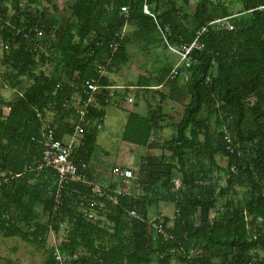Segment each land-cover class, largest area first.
Here are the masks:
<instances>
[{"label":"trees","instance_id":"trees-1","mask_svg":"<svg viewBox=\"0 0 264 264\" xmlns=\"http://www.w3.org/2000/svg\"><path fill=\"white\" fill-rule=\"evenodd\" d=\"M36 2L0 0V61L10 71L11 88L18 90L8 104L0 102L7 110L3 114L0 108V171L10 174L7 182L0 183V234L19 237L42 251L44 246L50 257L43 264H58L52 257L55 250L65 258L64 264H264V0H237L236 12L224 0H72L62 26L43 11L28 12ZM144 6L153 16L143 12ZM9 9L13 13L5 24ZM220 18H229L232 29L207 28L199 38L203 48L192 53L194 62L177 69L174 78L168 79L170 67L161 70L159 84L167 81L169 90L159 93L160 102L181 105L170 138L160 147L151 140L160 130L158 123L171 119L162 113L160 103L145 116L128 114L121 141L159 148L160 155L141 158L134 179H114L101 195L92 193L91 185L68 183L60 190L56 214L55 173L28 171L41 155L37 140L43 123L55 128L57 137L56 117L72 115L75 121L67 123L71 134L76 122L68 105L71 97L86 99L83 80L101 84L88 106V124H81L84 138L73 157L87 165L90 181L88 163L96 150L97 125L105 116L111 86L102 72L111 73L127 63L130 43L144 51L166 49L164 37L173 47L187 46L198 30ZM36 24L44 32L39 39L29 31ZM127 26L133 31L124 33L111 53L115 33ZM40 65H51L50 73L36 75ZM19 78L29 80L28 89L19 87ZM35 112L45 120L36 119ZM47 113L53 114L51 122ZM226 133L232 152L224 142ZM216 157L225 160L224 167L217 165ZM232 166L236 174L230 172ZM212 169L226 178L224 187ZM237 187L248 191L241 200L233 198ZM80 193L88 197L87 205L90 199L98 203L103 221L85 215L88 206L79 205ZM218 200H222L219 206ZM159 203H171L175 209L172 218L154 216L162 218L168 238L148 222L129 216L134 210L149 220L148 212ZM43 215L46 223H41ZM61 224L67 225L66 240L60 249H47L46 236L57 234ZM191 249L202 254L189 257Z\"/></svg>","mask_w":264,"mask_h":264},{"label":"rangeland","instance_id":"rangeland-1","mask_svg":"<svg viewBox=\"0 0 264 264\" xmlns=\"http://www.w3.org/2000/svg\"><path fill=\"white\" fill-rule=\"evenodd\" d=\"M224 1L228 3L229 6L231 5L230 9L232 10V12H236L238 11V9H240V5L238 4L237 0H224ZM71 3L72 0H52V1L38 0V2L30 6L28 9H37L38 11H43L44 14L47 15L48 17H52L56 19L57 26L59 25L62 26L65 20L67 19L69 13V7ZM12 13H13L12 10L9 9L5 17H3V19L5 20L3 22L5 24L9 23V17L12 15ZM124 30H125V34H127L133 31V27L127 26L126 29ZM2 50H3V45H2V40L0 38V55H1L0 59L2 58ZM127 55H128V61L126 64L122 65L118 69H112L111 73L103 72V74H105L106 76L111 77V81H112L111 85L115 87H120V89H114V93L116 95H119L120 99L123 102H125V98H130L133 100L134 90L133 91L130 90L129 88H127V86H129V84L136 83L137 73H142L145 76H147L148 77L147 79L149 80L150 84L153 86L159 82V78L161 76V70L164 67H170V71H169L170 73L172 69L178 65V59H179L175 54L169 52L167 49H164L162 47L144 51L135 43H130L127 46ZM179 68L180 65L177 66V69ZM39 70L44 72L45 74H49L51 70V65L41 66L37 71H35V73L38 72ZM169 73L167 74L168 79H170ZM8 74H10V71L5 69L1 65V61H0V86L2 87V88L0 87V102L2 101V103L10 101L17 94L16 93L17 90L12 89L10 87V84L8 83L10 81L9 79H7ZM3 78L5 80H3ZM20 80H21L20 82L21 85L23 83L24 86L29 84L28 83L29 80H26V78H22V79L19 78V81ZM2 82L5 84H3ZM21 85L20 88H23L24 86L22 85L21 87ZM156 89L157 90L152 91V98L150 99L153 103V107L159 105L158 103L160 104L164 103L165 113L168 112L167 115L171 117L170 120L166 119V122L170 121L169 127H167L159 135H157L156 141L153 140L154 143H156L157 147L158 146L160 147V145L165 143L174 132L173 123L177 122L180 117L181 105L179 103H175V102L173 103L169 100H166L163 103L160 102L161 99L159 97V93L163 95H166L168 93L169 87L167 85V81L163 82L162 86ZM77 101L78 100H76L75 102L76 105H77ZM133 101L131 105H133ZM128 106L129 105L123 104L121 103L120 100H116L115 98L109 100L108 105L104 107L105 116L100 125L101 127L97 129L96 151L94 152L95 155L93 156V160L91 163L92 168L90 166L91 168L90 181L94 184L95 187H99V188L101 187L100 189L102 192L106 191L104 189H106V187L108 186V182L110 180H114L112 175L113 168L115 167L125 168V169H130L133 172H135L138 168V164L141 157H139V153L136 152V150L139 149L134 148L133 145L123 143L121 139L118 137L121 130L119 129V126L118 127L113 126L114 128L111 126L112 120H116V122L120 124L126 122L127 120L126 110ZM0 108H2V113L5 114L7 111L6 108L2 106ZM50 118H52L51 113H47L46 119L50 120ZM213 126L214 125H212V127ZM141 153L142 156H145L150 152L146 153V151H143ZM160 153L161 150L159 148L151 151V154H154L156 156H159ZM216 163L219 167H224L225 160L221 157H216ZM212 173L213 176L219 175L221 177L218 180L219 186L224 187L226 178L222 174L218 173L216 169H212ZM100 182L104 184L102 185V183ZM234 192H235V196L233 197L234 200H241L242 197L244 196V193H247L248 191H246L245 188L237 187L234 189ZM221 203L222 200H218L217 206H219ZM37 211L39 212L40 210L37 209ZM174 212L175 209L173 204L159 203L156 208L154 207L148 212V218L151 219L154 216H157L156 214L172 218L174 216ZM46 221H47V216L43 215L41 218V223H46ZM101 221H103V219H101ZM61 225L59 226L57 234L50 232L46 236V244H47L46 248L56 249L57 247L60 246L59 243L61 244L64 241L66 237L65 231L67 229V225L66 224H61ZM1 236L3 235L0 234V256H1L0 264H36V263L43 264L44 263L43 260H45L46 257L44 251L40 250L39 248H36L33 245L30 246L28 243L24 242L18 237L3 236L2 238ZM6 239H10V240H6ZM171 264H177V262L172 261Z\"/></svg>","mask_w":264,"mask_h":264},{"label":"built area","instance_id":"built-area-1","mask_svg":"<svg viewBox=\"0 0 264 264\" xmlns=\"http://www.w3.org/2000/svg\"><path fill=\"white\" fill-rule=\"evenodd\" d=\"M146 8V6L143 7V12L147 15L153 16ZM27 11L30 12L32 11V9H28ZM120 11L125 12V8H120ZM228 20L229 18H220L208 22L205 27H202L195 33L193 41L187 46L173 47L167 43L164 37H162L165 47L169 52L175 54L179 58L178 65H180V67L187 68L194 62V59L192 58V53L195 50H201L203 48V45L199 42L200 36L205 33L207 28L209 27H213L215 29L228 28L229 30H231L232 26L229 24ZM0 21H2L1 17ZM29 31L32 32L38 39L44 36L42 27L38 24L33 25L29 29ZM124 33V29L115 33L114 40L110 44L111 53H114L116 51L117 47L119 46V41L122 40ZM177 66L172 69L169 78L172 79L177 75ZM81 89L86 99L80 101L81 99L80 97H78L77 107L75 109L76 122L73 126L72 134L69 136L68 140L63 142L58 139L55 135L54 130L48 125V123H43L39 130V139L37 140L41 146L40 158L34 166L28 167V171L40 172L44 169H49L55 173L57 181L54 195V210H57L60 204V190H62V188L68 183L79 182L88 186L91 185L92 192L94 194H102L101 189L99 187H95L94 184H92L88 180L86 174L87 165L81 161L76 162L73 158L75 149L79 147L82 143L83 137L81 124L86 122L85 117L87 115L88 106L92 102L94 95L98 93L100 86L98 85L96 80L90 79L82 82ZM36 118L41 121V114L37 112ZM98 128L99 126L97 125V129ZM230 139V135L226 133L224 142L227 144V149L232 152L233 149L230 145ZM239 154L240 152L238 151L237 155L239 156ZM230 172L236 174V168L232 166L230 168ZM9 175L10 174H6L5 172L0 171V183L6 181L7 176ZM112 175L113 179H122L125 182H127L129 179H134L136 177L135 173L132 170L118 167L112 169ZM85 201L86 197L81 195L79 197V205L81 207H84V205H86ZM89 203L90 204L87 205L88 208L84 209L85 215L89 219H101L100 210L99 208H96L98 205L97 202L91 200ZM129 216L140 222H148L159 233H161L164 238L169 237L168 234L162 229L161 217H153L149 220H146L143 215L137 213L134 210L129 212ZM201 254L202 251L200 249H191L189 251L188 256L198 257ZM54 258L58 264H64L65 258L61 256L57 250H55L54 252Z\"/></svg>","mask_w":264,"mask_h":264},{"label":"crops","instance_id":"crops-1","mask_svg":"<svg viewBox=\"0 0 264 264\" xmlns=\"http://www.w3.org/2000/svg\"><path fill=\"white\" fill-rule=\"evenodd\" d=\"M192 1H194V0H192ZM124 29H126V27L124 28ZM124 32H125V30H124ZM160 48V47H159ZM152 49H156V48H152ZM108 77V76H107ZM148 77L147 76H145L144 74H142V73H137V76H136V79H137V81H136V83H134V84H129V86H127V88H129L130 90H134V94H133V100L132 99H130V98H125V102H123L121 99H120V97H119V95H116L115 93H114V89H120V87H115V86H113V85H111L108 89H109V94H108V98H109V100H111V99H113V98H115L116 100H120L121 101V103H123V104H127V105H129L128 106V108H127V116L126 117H128V114L129 113H134V114H137V115H139V116H145L152 108H154L153 107V103H152V101L150 100L151 98H152V91L153 90H157L156 88H159L160 86H162V84H163V82H161V84H159V82L157 83V84H155V85H151L150 84V82H149V80L147 79ZM108 79L110 80V83L112 82L111 81V77H108ZM160 79V78H159ZM141 80H143V81H141ZM159 84V85H158ZM129 92V91H128ZM72 100V102H70ZM71 100L69 101V105L70 106H72V107H70L69 106V108H72L74 111H75V109H76V107H77V105L75 104V102H76V100H78V96L77 95H73V97H71ZM75 100V101H74ZM132 101H133V105H131L132 104ZM78 102V101H77ZM72 104V105H71ZM160 106H161V108H162V113H164V114H168V112L167 113H165V106H164V103L163 104H160ZM121 107H122V105H121ZM51 116H53V114L51 113ZM169 116V115H168ZM65 117V116H64ZM64 117H61V116H57L56 118H58V119H60V127L58 128V130H57V132H56V134H57V137H59L58 139H60L61 141H63V142H65V141H67L68 140V138H69V136H70V134L67 132V123H70V122H72L73 120V116L72 115H70V116H66L65 118ZM50 120H52V118L50 119ZM170 122V121H169ZM169 122H166V120H164V121H160L159 123H158V125H159V128H160V130L158 131V133H157V135H159L162 131H164L167 127H169ZM102 123V122H101ZM101 123H100V125H101ZM125 123L126 122H124L123 124H120V123H118V122H116V120H112V122H111V126L113 127H118L119 126V129H121L120 130V134H119V138L121 139V135H122V132H123V128H124V125H125ZM175 123V122H174ZM98 126H99V124H98ZM101 126H99V128H100ZM113 127V128H114ZM98 128V129H99ZM66 129V130H65ZM157 135H152L151 136V140H155L156 141V139H157ZM158 142V141H157ZM125 144H127V143H125ZM134 148H136V149H139V150H136V152H138L139 153V157H141V158H143V157H145V156H156V155H154V154H151V151L152 150H155V149H157V148H153V149H148V148H145V147H140V146H133ZM96 151V150H95ZM143 151H146V153H149V154H147V155H145V156H142V153L141 152H143ZM135 152V153H136ZM95 154L93 153L92 154V156H91V159H90V161H89V163H88V167H89V172L91 173V171H90V166H91V168H92V160H93V156H94ZM140 158V159H141ZM112 180H110L109 182H108V185L110 184V182H111ZM108 187V186H107ZM106 187V188H107ZM161 216V215H160Z\"/></svg>","mask_w":264,"mask_h":264},{"label":"bare ground","instance_id":"bare-ground-1","mask_svg":"<svg viewBox=\"0 0 264 264\" xmlns=\"http://www.w3.org/2000/svg\"><path fill=\"white\" fill-rule=\"evenodd\" d=\"M147 10H148V9H147ZM0 56H1V55H0ZM0 60H1V59H0ZM2 63H3V62H2ZM2 65H4V63H3ZM40 66H41V65H40ZM4 67H5V66H4ZM42 69H43V68H42ZM45 70H46V69H45ZM39 71H40V70H39ZM39 71H38V72H39ZM46 71H47V70H46ZM50 71H51V70H50ZM36 73H37V72H36ZM39 73H40V72H39ZM47 73H48V72H47ZM1 74H2V73H1ZM44 74H45V73H44ZM102 74H103V72H102ZM3 75H4V74H3ZM5 75H6V74H5ZM33 75H34V73H33ZM36 75H37V74H36ZM36 75H34V76H36ZM50 75H51V74H50ZM100 75H101V74H100ZM44 76H45V75H44ZM101 76H102V75H101ZM104 76H105V75H104ZM49 78H50V77H49ZM21 79H22V78H21ZM3 80H5V79H3ZM26 80H27V79H26ZM31 80H33V79L31 78ZM93 80H95V79H93ZM18 81H19V79H18ZM83 81H84V80H83ZM20 82H21V80H20ZM20 82H19V83H20ZM98 82H99V81H98ZM2 83H3V82H2ZM15 83H16V82H15ZM28 83H29V82H28ZM3 84H5V83H3ZM10 84H11V82H10ZM23 84H24V83H23ZM23 84H22V85H23ZM31 84H32V82H31ZM59 84H60V83H59ZM1 85H2V84H1ZM20 85H21V84H20ZM22 85H21V87H22ZM57 85H58V84H57ZM80 85H81V84H80ZM98 85H99V84H98ZM100 85H101V84H100ZM100 85H99V86H100ZM14 86H15V85H14ZM18 86H19V85H18ZM23 86H24V85H23ZM0 87H1V86H0ZM10 87H11V86H10ZM10 87H9V88H10ZM19 87H20V86H19ZM19 87H18V89H19ZM29 87H30V86H29ZM1 88H2V87H1ZM5 88H6V87H5ZM56 88H57V87H56ZM23 89H25V86H24ZM26 89H28V88H26ZM26 89H25V90H26ZM14 90H15V89H14ZM16 90H17V89H16ZM19 90H20V89H19ZM25 90H23V91H25ZM99 90H100V89H99ZM102 90H103V89H101V91H102ZM17 91H18V90H17ZM81 91H82V90H81ZM81 91H80V92H81ZM19 92H20V91H19ZM25 92H26V91H25ZM14 93H15V92H14ZM16 93H17V92H16ZM22 93H23V92H22ZM77 93H78V92H77ZM100 93H102V92H100ZM23 94H24V93H23ZM78 94H79V93H78ZM81 94H82V93H81ZM81 94H80V95H81ZM21 95H22V94H21ZM99 95H100V94H99ZM81 96H83V95H81ZM96 96H97V95H95L94 97H96ZM18 97H19V96H18ZM72 97H73V96H72ZM84 97H85V96H84ZM104 97H105V95H104ZM15 98H17V97H15ZM19 98H20V97H19ZM80 99H82V98H80ZM1 100H2V99H1ZM18 100H19V99H18ZM68 100H69V99H68ZM68 100H67V101H68ZM74 101H75V100H74ZM96 101H97V100H96ZM65 102H66V101H65ZM70 102H72V100H71ZM1 103H2V102H1ZM6 103L8 104V102H6ZM9 103H10V102H9ZM104 103H105V102H104ZM64 104H66V103H64ZM68 105H69V103H68ZM71 105H72V104H71ZM69 106H70V105H69ZM72 106H73V105H72ZM72 106H70V107H72ZM90 107H91V106H90ZM72 108H73V107H72ZM73 109H74V108H73ZM34 110H35V109H34ZM66 110H67V109H66ZM35 113H36V112H35ZM35 113H34V114H35ZM87 113H89V112H87ZM7 114H8V112H7ZM1 115H2V114H1ZM67 115H68V114H67ZM41 116H42V115H41ZM5 117H6V116H5ZM48 117H49V116H48ZM63 117H64V115H63ZM65 117H66V116H65ZM65 117H64V118H65ZM86 118H87V116H86ZM36 119H37V118H36ZM41 119H42V118H41ZM50 119H51V118H50ZM42 120H45V119H42ZM72 120H74V119H72ZM74 121H75V120H74ZM90 121H91V120H90ZM50 122H51V120H50ZM39 123H40V122H39ZM45 123H46V121H45ZM72 123H73V122H72ZM86 123H87V122H86ZM90 123H91V122H90ZM90 123H89V124H90ZM48 124H49V123H48ZM55 124H56V123H55ZM69 124H70V123H69ZM87 124H88V123H87ZM97 124H98V123H97ZM56 125H57V124H56ZM56 125H55V126H56ZM82 125H83V123H82ZM57 126H58V125H57ZM95 126H96V125H95ZM99 126H100V124H99ZM71 127H72V126H71ZM82 127H83V126H82ZM82 127H81V129H82ZM83 128H84V127H83ZM54 130H55V128H54ZM56 132H57V130H56ZM82 132H84V131H82ZM71 134H72V133H71ZM71 134H70V135H71ZM82 134H83V136H84V133H82ZM37 137H38V136H37ZM37 137H36V138H37ZM58 138H59V137H58ZM83 138H84V137H83ZM32 140H34V139L32 138ZM35 140H36V139H35ZM80 146H81V145H80ZM80 146H79V147H80ZM77 148H78V147H77ZM77 148H76V149H77ZM30 167H31V166H30ZM90 169H91V168H90ZM44 170H45V169H44ZM32 172H33V171H32ZM89 174H90V173H89ZM87 176H88V175H87ZM96 176H97V175H96ZM88 177H89V176H88ZM88 177H87V178H88ZM88 179H89V178H88ZM7 181H8V180H7ZM7 181H6V182H7ZM90 182H91V181H90ZM100 183H102V182H100ZM4 184H5V183H4ZM75 184H76V182H75ZM78 184H79V183H78ZM78 184H77V185H78ZM103 184H104V183H102V185H103ZM1 185H2V184H1ZM55 185H56V184H55ZM79 185H80V184H79ZM72 186H73V184H72ZM74 186H76V185H74ZM81 187H82V186H81ZM75 188H76V187H75ZM75 188H74V190H75ZM82 188H83V187H82ZM87 188H88V187H87ZM100 188H101V187H100ZM72 189H73V188H72ZM62 190H63V189H62ZM67 190H68V189H67ZM84 190H85V189H84ZM104 190H105V189H104ZM54 191H55V190H54ZM64 191H65V190H64ZM87 191H88V189H87ZM60 192H61V191H60ZM79 192H81V191H79ZM82 192H83V191H82ZM68 193H69V192H68ZM72 193H73V192H72ZM88 193H89V192H88ZM92 193H93V192H92ZM61 194H64V192L61 193ZM70 194H71V192H70ZM78 194H79V193H78ZM72 195H73V194H72ZM80 195H81V193H80ZM82 195H83V194H82ZM90 195H91V194H90ZM75 196H76V195H74V200H75ZM84 196H86V195H84ZM94 196H96V195H94ZM103 196H104V195H103ZM68 197H69V195H68ZM90 197H91V196H90ZM101 197H102V196H101ZM101 197H100V198H101ZM102 198H103V197H102ZM102 198H101V199H102ZM77 199H78V198H77ZM77 199H76V200H77ZM76 200H75V201H76ZM86 200H88V197H87ZM90 200H92V199H90ZM93 200H94V199H93ZM94 201H95V200H94ZM102 201H103V200H102ZM104 201H105V200H104ZM100 202H101V201H100ZM76 204H78V203H76ZM89 204H90V203H89ZM97 204H98V203H97ZM99 204H100V203H99ZM101 204H102V202H101ZM101 204H100V205H101ZM104 204H105V203H104ZM52 205H54V204H52ZM86 206H87V204H86ZM104 206H105V205H104ZM84 207H85V206H84ZM60 208H61V207H60ZM97 208H98V207H97ZM102 209H103V208H102ZM102 209H101V210H102ZM58 210H59V209H58ZM60 210H61V209H60ZM78 210H79V209H78ZM104 210H105V209H104ZM54 211L56 212V210H54ZM78 212H79V211H78ZM56 214H57V212H56ZM102 214H103V213H102ZM82 215H83V214H82ZM44 220H45V219H44ZM98 220H99V219H98ZM100 220H101V219H100ZM100 220H99V221H100ZM88 221H91V220H88ZM92 221H93V220H92ZM92 221H91V222H92ZM93 222H94V221H93ZM94 223H95V222H94ZM104 223H105V221H104ZM26 224H27V223H26ZM23 226H27V225H23ZM53 226H54V225H53ZM61 226H62V225H61ZM28 227H29V226H28ZM28 227H27V228H28ZM70 227H71V226H70ZM33 228H34V227H33ZM50 228H53V227H50ZM50 228H49V229H50ZM20 229H21V228H20ZM26 230H27V229H26ZM53 230H54V228H53ZM53 230H52V231H53ZM23 231H24V230H23ZM30 231H31V230H30ZM46 231H47V230H46ZM63 231H64V230H63ZM66 231H67V230H66ZM66 231H65V232H66ZM28 232H29V230H28ZM27 234H28V233H27ZM54 234H55V233H54ZM63 234H64V233H63ZM13 235H14V234H13ZM13 235H12V236H13ZM16 235H17V234H15V236H16ZM20 235H21V234H20ZM36 235L38 236L37 233H36ZM49 235H50V234H49ZM66 235H68V234H66ZM3 236H4V235H3ZM3 236H1V237L3 238ZM6 236H10V234H9V235L7 234ZM22 236H23V235H22ZM38 237H39V236H38ZM18 238H19V237H18ZM22 238H23V237H22ZM30 238H31V237H30ZM41 238H42V237H41ZM41 238H40V239H41ZM47 238H48V237H47ZM23 239H25V236H24ZM62 239H63V237H62ZM62 239H61V240H62ZM68 239H69V238H68ZM68 239H67V240H68ZM6 240H10V239H6ZM11 240H12V239H11ZM21 240H22V239H21ZM26 240H27V239H26ZM38 240H39V239H38ZM64 240H66V239H64ZM1 241H2V240H1ZM35 241H36V240H35ZM9 242H10V241H9ZM26 242H27V241H26ZM32 242H33V240H32ZM43 242H44V241H43ZM4 243H5V242H4ZM2 244H3V243H2ZM40 244H41V243H40ZM42 244H43V243H42ZM44 244H45V243H44ZM44 244H43V245H44ZM9 245H10V244H9ZM29 245H30V243H29ZM46 245H47V244H46ZM46 245H45V246H46ZM59 245H60V243H59ZM30 246H31V245H30ZM36 246H37V245H36ZM5 247H6V246H5ZM38 247H39V246H38ZM41 247H42V246H41ZM6 248H7V247H6ZM10 248H11V247H10ZM43 248H44V250H45V247H44V246H43ZM43 248H42V249H43ZM57 248H58V247H57ZM12 249H13V248H12ZM39 249H40V247H39ZM39 249H38V250H39ZM47 249H48V248H47ZM58 249H60V248H58ZM10 250H11V249H10ZM13 250H14V249H13ZM38 250H37V251H38ZM40 250H41V249H40ZM44 250H43V251H44ZM2 251H3V250H2ZM79 251H82V250H79ZM52 252H54V251H52ZM76 252H78V251H76ZM62 253H64V252H62ZM66 253H67V252H65V254H66ZM48 254H49V253H47V255H48ZM4 255H5V254H4ZM47 255H46V256H47ZM68 255H71V254H68ZM5 256H6V255H5ZM48 256L50 257V255H48ZM64 256H65V255H64ZM66 256H67V254H66ZM71 256H72V255H71ZM0 257H1V256H0ZM52 257H54V255H53ZM77 257H78V256H77ZM71 258H72V257H71ZM73 258H75V257H73ZM2 259H3V258H2ZM0 260H1V259H0ZM8 260H9V259H8ZM40 260H41V259H40ZM46 260H48V259H46ZM52 260L54 261V259H52ZM52 260H50V262H51ZM72 260H73V259H72ZM43 261H45V260H43ZM48 262H49V261H47V264H50V263H48ZM64 262H65V261H64ZM66 262H68V261H66ZM3 263H4V262H3ZM51 263H54V262H51ZM36 264H37V263H36ZM38 264H39V263H38ZM41 264H42V263H41Z\"/></svg>","mask_w":264,"mask_h":264}]
</instances>
